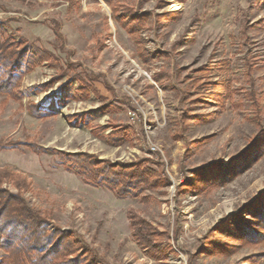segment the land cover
I'll list each match as a JSON object with an SVG mask.
<instances>
[{
    "label": "rangeland",
    "instance_id": "obj_1",
    "mask_svg": "<svg viewBox=\"0 0 264 264\" xmlns=\"http://www.w3.org/2000/svg\"><path fill=\"white\" fill-rule=\"evenodd\" d=\"M113 7L119 16L130 9L150 18L131 34ZM164 12L175 15L157 21ZM51 18L61 23L68 52L55 48ZM0 28L15 40L39 39L61 60L23 74L17 97L0 107V138L112 162L148 158L169 179L118 198L84 184L51 152L0 149V168L28 177L21 193L52 229L78 233L106 264H260L264 242H240L231 219H249L264 190V147L252 143L264 130V0H0ZM160 71L168 78L159 84ZM219 81L226 87L217 98L211 91ZM30 103L46 114L31 113ZM116 125L118 143L107 137ZM234 159L239 172L218 187L179 188L195 169L220 162L230 170ZM0 184L18 191L13 177ZM139 219L163 233L171 247L164 257L132 235ZM209 231L222 240L208 245Z\"/></svg>",
    "mask_w": 264,
    "mask_h": 264
},
{
    "label": "trees",
    "instance_id": "obj_2",
    "mask_svg": "<svg viewBox=\"0 0 264 264\" xmlns=\"http://www.w3.org/2000/svg\"><path fill=\"white\" fill-rule=\"evenodd\" d=\"M113 10L114 18L131 34L143 27L150 18L148 13L137 15L130 9L119 16L116 7H113ZM170 15L173 17L175 14L164 12L162 15L156 14L155 18L161 21ZM47 23L54 33L55 48L68 52L65 47V36L61 31V23L54 18L48 19ZM2 32L3 29L0 28V93L6 94L0 102V107L4 108L10 99L17 97L16 90L25 72L31 71L44 60L49 63H60L61 60L49 48L39 43V39L31 42L23 38L15 40ZM245 61L250 74V59L247 57ZM247 77L251 80L249 75ZM167 78L164 71L153 75V79L159 84ZM105 84L109 87L107 82ZM225 85L224 81L213 83L216 89L211 91L212 96L219 98L221 88L226 87ZM64 86L68 87V84ZM252 88L249 91V98L258 105L256 92ZM207 91L210 92L209 89ZM66 92L67 90H63L62 94ZM28 108L33 114H46L33 103H30ZM197 116L203 118L205 114L194 115V117ZM93 127L97 131H103L106 128L102 125ZM121 131L123 128L116 125L107 137L118 143ZM252 143L260 148L264 147V130L256 135ZM0 149L18 151L28 149L35 154L51 152L55 155L56 164H61L70 173L78 174L84 184L105 188L118 198L137 197L141 194V186L154 187L163 179L166 182L169 181L164 174L163 166L148 158L132 162H112L109 159H96L86 152L65 153L60 149L44 147L32 141L7 138H0ZM259 150L253 149L252 155ZM239 164V161L234 159L229 164L232 167L230 170L221 167L220 162L210 169H195L193 180L185 181L179 188L193 186L209 190L216 188L227 181V176L233 172H239ZM10 177L15 178L18 191L11 192L2 188L0 184V251H2L0 264H97V261L100 264H106L96 250L81 239V235L57 225H54L52 229L50 219L28 204L21 193L29 187V180L25 174L6 166L0 168V181ZM248 215L249 219L241 217L240 213L233 215L231 220L239 228L233 237H239L240 242H264V190L258 193L256 204ZM131 225L134 238L147 248L153 257H164L165 250L171 249L170 245L164 241L163 233L154 229L146 220H135ZM206 238L209 239L208 245L210 240H222L217 237L215 231H209ZM214 248L217 249V247ZM261 256L263 259L260 264H264V252Z\"/></svg>",
    "mask_w": 264,
    "mask_h": 264
}]
</instances>
